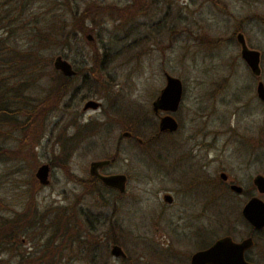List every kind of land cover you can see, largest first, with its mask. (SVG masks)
I'll use <instances>...</instances> for the list:
<instances>
[{
    "label": "rangeland",
    "instance_id": "rangeland-1",
    "mask_svg": "<svg viewBox=\"0 0 264 264\" xmlns=\"http://www.w3.org/2000/svg\"><path fill=\"white\" fill-rule=\"evenodd\" d=\"M67 3L88 9L91 38L74 26ZM29 10L40 26L61 24L66 34L39 43L51 57L45 72L60 54L75 74L57 103L36 108V136L0 135V215L20 213L24 203L34 209L0 251V264H28L27 256L37 264H182L191 245L168 250L165 239L181 243L205 228L213 238H238L239 227L240 239H254L247 254L264 264V227L253 232L241 213L239 226V196L228 185L240 181L249 192L240 193V207L251 194L264 200L251 182L264 174V100L255 93L258 79L264 85V0H33ZM237 30L260 51L258 76L239 57ZM29 35H16L17 46L36 44ZM164 71L181 81L172 113L178 127L167 134L150 107ZM52 81L45 75L24 93L33 103L47 100ZM87 100L98 104L84 108ZM111 154L102 171L126 174L121 193L87 171L90 160ZM42 162L46 184L33 175ZM164 190L175 200L159 215ZM110 242L121 245L124 260L109 253Z\"/></svg>",
    "mask_w": 264,
    "mask_h": 264
},
{
    "label": "trees",
    "instance_id": "trees-1",
    "mask_svg": "<svg viewBox=\"0 0 264 264\" xmlns=\"http://www.w3.org/2000/svg\"><path fill=\"white\" fill-rule=\"evenodd\" d=\"M32 2L33 0H0V135L11 137L13 129L21 130L23 132L21 140L28 137L32 139L34 135L36 136L38 122L33 119L36 108L42 110L47 105L52 106L57 103L64 86L71 78L62 74L53 66L49 72H45L51 57L43 56L40 53L42 45L45 43H60L58 40H61L62 37L66 38V34L62 30L61 24L47 23L40 26L38 24L40 20L37 18L38 12L34 13L29 10ZM67 7L75 20L74 26L83 34L89 31L90 28L84 24L88 9L82 7L72 10L71 5L68 3ZM19 33L32 35L31 39L36 44L18 47L16 35L19 36ZM44 39L46 42L39 45ZM45 75L53 80L52 85L55 87L47 93L49 96L47 100L33 103L31 97L24 92L30 84L32 85L33 82L38 81ZM7 152L12 154L14 150L9 151V149H6ZM91 180L104 186L95 177H92ZM32 181L35 184L38 183L35 180ZM247 192L242 188L240 193L248 194L249 192ZM28 198L30 199V195ZM31 213H34V209L26 210L24 203L20 213L14 211L13 214H10L11 216L0 215V251L8 246L7 243L17 238L21 232L18 231L19 226L27 221ZM46 248L48 247L46 246ZM40 252V258H43L46 254L43 250ZM27 257L28 264H37L38 260L34 261L30 259V256ZM37 258L38 256L35 257V259Z\"/></svg>",
    "mask_w": 264,
    "mask_h": 264
},
{
    "label": "water",
    "instance_id": "water-1",
    "mask_svg": "<svg viewBox=\"0 0 264 264\" xmlns=\"http://www.w3.org/2000/svg\"><path fill=\"white\" fill-rule=\"evenodd\" d=\"M235 40L239 45V57L244 61L250 73L258 76L260 73V51L256 48L249 47L244 39L242 31L237 30L234 34ZM86 38H91L90 33L85 34ZM53 68L59 70L66 76L75 74V69L70 62L56 54L52 58ZM255 93L257 97L264 100V85L260 79L256 81ZM181 94V81L177 76L170 75L165 72V82L160 88L159 93L152 101V109H164L173 111L176 109ZM97 101L87 100L83 107H95ZM157 127L159 130H173L177 127V122L170 113H164L160 116ZM123 135H128V130L122 132ZM114 157H102L92 159L88 162L87 171L90 175L97 178L103 185L115 188L118 192H122L125 187L126 176L123 172H100V168L108 164ZM49 165L47 162H42L36 166L34 177L41 184L48 182ZM219 176L225 178L226 174L220 172ZM252 184L258 193H264V174L255 173L251 178ZM229 188L237 191L239 189L236 183H230ZM242 186L240 185V192ZM164 197H168L165 194ZM242 217L255 229L264 226V200L257 194L248 196L240 207ZM252 243L249 236L243 237L240 241L232 240L228 235H223L216 238L213 243L201 250L195 251L190 256V264H203L211 262L212 264H255L243 257V250ZM109 252L112 255H124V251L117 243H111Z\"/></svg>",
    "mask_w": 264,
    "mask_h": 264
},
{
    "label": "flooded vegetation",
    "instance_id": "flooded-vegetation-1",
    "mask_svg": "<svg viewBox=\"0 0 264 264\" xmlns=\"http://www.w3.org/2000/svg\"><path fill=\"white\" fill-rule=\"evenodd\" d=\"M167 73V72H166ZM169 74V73H168ZM170 75H172V74H170ZM163 76H164V82H165V71L163 72ZM174 76V75H173ZM163 85H164V83H163ZM162 85V86H163ZM161 86V87H162ZM160 87V88H161ZM160 88L158 89V91H157V93L155 94V96L153 97V99L151 100V102H150V107H151V110L155 113V114H157V123H158V120H159V118H160V116L161 115H163L164 113H170L171 115H172V113L177 109V107H178V104H177V107H176V109L175 110H173V111H168V110H164V109H156V110H153L152 109V101L155 99V97L157 96V94L159 93V90H160ZM180 98H181V94H180ZM180 98H179V101H180ZM178 101V102H179ZM173 116V115H172ZM174 117V116H173ZM174 119H175V117H174ZM176 120V119H175ZM176 122H177V120H176ZM177 127H178V122H177ZM177 127L175 128V129H173V130H159L158 129V127H157V129H158V131L160 132V133H162V134H167V133H171V132H173V131H175L176 129H177ZM128 132H129V134L128 135H123L124 137H132L133 136V134H132V131H130V130H128ZM134 137V139L137 141V142H142V139L141 138H139L138 136H133ZM110 156H113L114 158L108 163V164H110L111 162H113L114 160H115V155L114 154H111ZM109 156V157H110ZM108 164H106V165H108ZM106 165H104V166H102L101 168H100V172H103L102 171V168L103 167H105ZM106 173V172H105ZM125 174V173H124ZM125 176H126V174H125ZM227 178V176H225V178H222V179H226ZM126 180H127V176H126ZM126 180H125V183H126ZM230 182H233L232 180L231 181H229L228 182V185H229V183ZM237 185H238V187H239V189L236 191V193H237V195L239 196V212H238V218H239V226H240V181H238L237 183H236ZM105 186V185H104ZM105 187H107V188H111V189H114V190H116L115 188H112V187H108V186H105ZM125 191V187H124V190L122 191V192H124ZM121 193V192H120ZM165 194H168V197H164V195ZM174 197H172V195H171V193L169 192V190H164V191H162V193H161V198L159 199V203H158V205H159V209H158V214L159 215H162V212L164 211V210H167V208H169L171 205H173V202H174ZM177 216H180L179 214L177 215ZM242 216V215H241ZM245 220V219H244ZM246 221V220H245ZM247 222V221H246ZM248 223V222H247ZM249 224V223H248ZM249 226L251 227V230L254 232V231H257V230H259V229H261V228H263L264 226H262V227H260V228H258V229H255V228H253L250 224H249ZM238 233H239V236H238V238H235L231 233H224V234H221V235H219V236H217V237H215V238H213V236H212V234L210 233V232H208V230L205 228V230H204V234H201V233H196V232H193V235H190V236H188L187 237V240L186 241H184V242H176L175 241V243H173L172 241H171V239L170 238H167V239H165V242H164V246H165V248L166 249H168V250H173V251H179V249L181 248V246H186V247H189V245H191L189 248L190 249H185V252L186 253H188L187 254V260H185L184 262H182V264H190V256H191V254L193 253V252H195V251H198V250H201V249H204V248H206V247H208V246H210L212 243H213V241L216 239V238H218V237H220V236H223V235H228L232 240H234V241H240V227H239V230H238ZM246 236H249L250 238H251V240H252V243L248 246V247H246L244 250H243V257H244V259H246V260H248V261H252V262H254L253 260H252V258H251V256L249 255V254H247V251H248V249L250 248V247H252L253 246V243H254V239H253V236L251 235V233H249L248 235H246ZM245 236V237H246ZM192 241V244H189L188 243V241ZM111 243H115V242H110V244ZM110 244H109V247H110ZM120 245V244H119ZM121 246V245H120ZM180 247V248H178V247ZM185 247V248H186ZM122 248V247H121ZM123 250V249H122ZM124 251V250H123ZM184 252V253H185ZM110 253V252H109ZM111 254V253H110ZM112 255V254H111ZM113 256H115V257H119L120 259H125L126 258V253H125V251H124V255H113ZM127 264H131V262L130 261H128L127 262ZM203 264H212L211 262H205V263H203Z\"/></svg>",
    "mask_w": 264,
    "mask_h": 264
}]
</instances>
